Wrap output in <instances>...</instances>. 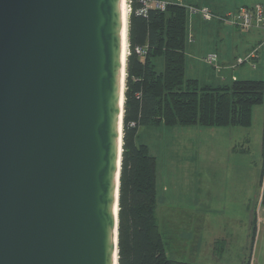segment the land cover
<instances>
[{
	"label": "water",
	"instance_id": "obj_1",
	"mask_svg": "<svg viewBox=\"0 0 264 264\" xmlns=\"http://www.w3.org/2000/svg\"><path fill=\"white\" fill-rule=\"evenodd\" d=\"M122 8L0 0V264H118Z\"/></svg>",
	"mask_w": 264,
	"mask_h": 264
},
{
	"label": "rangeland",
	"instance_id": "obj_2",
	"mask_svg": "<svg viewBox=\"0 0 264 264\" xmlns=\"http://www.w3.org/2000/svg\"><path fill=\"white\" fill-rule=\"evenodd\" d=\"M174 1L194 9V13L189 10L187 21L186 78L197 79L200 87L229 84L233 77L264 83V34L243 32L215 17L205 20L202 14L224 16L243 6L264 5V0ZM254 41V47L260 44L255 68L250 62L229 68L232 57H244ZM223 51L228 52L227 60L221 59ZM211 55H217L220 70L205 61ZM221 61L229 62L224 68ZM263 115L264 99L252 107L248 128L152 126L140 130L138 142L147 146L156 161L159 219L171 222L182 235L174 242L173 258L196 264H264Z\"/></svg>",
	"mask_w": 264,
	"mask_h": 264
},
{
	"label": "trees",
	"instance_id": "obj_3",
	"mask_svg": "<svg viewBox=\"0 0 264 264\" xmlns=\"http://www.w3.org/2000/svg\"><path fill=\"white\" fill-rule=\"evenodd\" d=\"M156 2L165 3V8H158ZM128 6L118 264H196L172 256L174 242L182 235L171 222L159 219L156 161L147 146L138 142L140 130L152 126L248 128L252 107L263 102L264 83L236 78L222 86L200 87L197 80L185 77L188 8L166 0H146L145 4L128 0ZM260 155L262 178L264 115Z\"/></svg>",
	"mask_w": 264,
	"mask_h": 264
},
{
	"label": "built area",
	"instance_id": "obj_4",
	"mask_svg": "<svg viewBox=\"0 0 264 264\" xmlns=\"http://www.w3.org/2000/svg\"><path fill=\"white\" fill-rule=\"evenodd\" d=\"M143 4H145L146 0H140ZM156 6L160 9L165 8V3L163 2H156ZM191 12L194 13L193 8H189ZM203 19L211 20L212 17H215L216 20L220 22H225L226 24L238 28L243 32H249L251 30H256L264 34V6L262 4H254L249 7H240L234 12L225 13L224 16H211L206 11H202ZM264 43V41H263ZM260 44L253 47L248 55H246L245 59L239 60L236 64L230 65L229 68H235L236 66L242 64L243 62H250V64L254 67V61L258 58V51ZM137 52L143 53V50L140 48L136 49ZM205 61L211 64L216 69H221L217 62L216 55H211Z\"/></svg>",
	"mask_w": 264,
	"mask_h": 264
},
{
	"label": "crops",
	"instance_id": "obj_5",
	"mask_svg": "<svg viewBox=\"0 0 264 264\" xmlns=\"http://www.w3.org/2000/svg\"><path fill=\"white\" fill-rule=\"evenodd\" d=\"M166 2H168V3H176V4H179V5H182V6H184L183 4H181L180 2H177V1H174V0H166ZM255 4H261V3H255ZM263 5V4H262ZM264 6V5H263ZM244 7V6H243ZM192 18V17H191ZM226 25H228V24H226ZM228 26H230V25H228ZM186 40H187V37H186ZM191 40H192V38H191ZM256 42H258V41H256ZM255 44V41H254V43L252 44V46H251V48L250 49H246V50H244V52H243V54L242 55H244V57H241V56H233L232 58L234 59V63H232V64H230V65H233V64H236L239 60H244L245 59V57H246V55H248V53H249V51L254 47L253 45ZM260 49V48H259ZM259 52V51H258ZM228 52L227 51H223V54H222V58L221 59H226L227 60V58H224V57H226V55H228L227 54ZM216 57H217V55H216ZM259 60V56H258V58L256 59V61H258ZM218 61H220V60H218V57H217V62ZM229 61H226V62H219V63H221L220 65H223V67L225 68V66L224 65H226L225 63H228ZM244 63V62H243ZM243 63L242 64H240V65H243ZM219 65V64H218ZM229 65V66H230ZM240 65H238V66H240ZM228 66V67H229ZM255 68V67H254ZM185 74H186V66H185ZM189 79H195V78H189ZM232 79H236V78H232ZM195 80H197V79H195ZM198 81V80H197Z\"/></svg>",
	"mask_w": 264,
	"mask_h": 264
},
{
	"label": "bare ground",
	"instance_id": "obj_6",
	"mask_svg": "<svg viewBox=\"0 0 264 264\" xmlns=\"http://www.w3.org/2000/svg\"><path fill=\"white\" fill-rule=\"evenodd\" d=\"M123 38H124V56H127V50H126V43L125 40L127 38V19H128V13H129V6H128V0H123Z\"/></svg>",
	"mask_w": 264,
	"mask_h": 264
}]
</instances>
